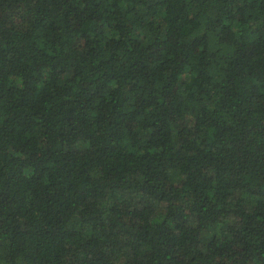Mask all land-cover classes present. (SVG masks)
<instances>
[{
    "label": "trees",
    "instance_id": "1",
    "mask_svg": "<svg viewBox=\"0 0 264 264\" xmlns=\"http://www.w3.org/2000/svg\"><path fill=\"white\" fill-rule=\"evenodd\" d=\"M0 264H264V0H0Z\"/></svg>",
    "mask_w": 264,
    "mask_h": 264
}]
</instances>
